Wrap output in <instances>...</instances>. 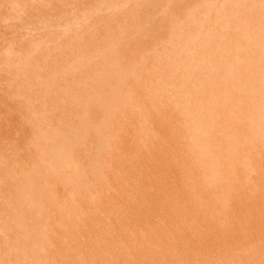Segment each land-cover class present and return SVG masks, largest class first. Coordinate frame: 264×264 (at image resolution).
<instances>
[{
  "label": "bare ground",
  "instance_id": "bare-ground-1",
  "mask_svg": "<svg viewBox=\"0 0 264 264\" xmlns=\"http://www.w3.org/2000/svg\"><path fill=\"white\" fill-rule=\"evenodd\" d=\"M0 264H264V0H0Z\"/></svg>",
  "mask_w": 264,
  "mask_h": 264
},
{
  "label": "rangeland",
  "instance_id": "rangeland-1",
  "mask_svg": "<svg viewBox=\"0 0 264 264\" xmlns=\"http://www.w3.org/2000/svg\"><path fill=\"white\" fill-rule=\"evenodd\" d=\"M141 1L145 2L146 0H141ZM160 1H162V0H160ZM146 12H147L146 9L139 8V9L133 11L132 13H129V16H132V18L133 17H135V18H137V17L143 18V17L148 16V14Z\"/></svg>",
  "mask_w": 264,
  "mask_h": 264
}]
</instances>
